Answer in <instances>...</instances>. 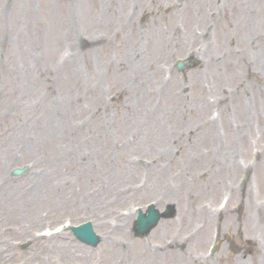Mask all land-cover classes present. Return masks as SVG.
<instances>
[{
    "label": "rangeland",
    "instance_id": "obj_1",
    "mask_svg": "<svg viewBox=\"0 0 264 264\" xmlns=\"http://www.w3.org/2000/svg\"><path fill=\"white\" fill-rule=\"evenodd\" d=\"M263 165L264 0H0V264H264Z\"/></svg>",
    "mask_w": 264,
    "mask_h": 264
},
{
    "label": "bare ground",
    "instance_id": "obj_2",
    "mask_svg": "<svg viewBox=\"0 0 264 264\" xmlns=\"http://www.w3.org/2000/svg\"><path fill=\"white\" fill-rule=\"evenodd\" d=\"M201 108H203V104H202ZM263 168H264V165H263ZM160 231H161V226L159 227V229L156 232H160ZM30 235L31 234H29V236ZM135 245L137 246V248L139 247V243L138 242L137 243L134 242L131 247H133ZM66 248H67V246L64 247V251L66 250ZM125 262H126V264H143L144 263V261H143V259L141 257V254L139 253V250L137 252L136 248H133L131 250V253L128 254L127 260L125 259Z\"/></svg>",
    "mask_w": 264,
    "mask_h": 264
}]
</instances>
